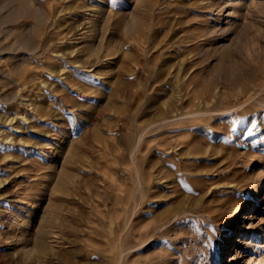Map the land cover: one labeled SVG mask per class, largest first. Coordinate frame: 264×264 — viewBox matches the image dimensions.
I'll return each instance as SVG.
<instances>
[{
    "label": "rangeland",
    "instance_id": "rangeland-1",
    "mask_svg": "<svg viewBox=\"0 0 264 264\" xmlns=\"http://www.w3.org/2000/svg\"><path fill=\"white\" fill-rule=\"evenodd\" d=\"M261 184L264 0H0V264H264Z\"/></svg>",
    "mask_w": 264,
    "mask_h": 264
},
{
    "label": "bare ground",
    "instance_id": "bare-ground-1",
    "mask_svg": "<svg viewBox=\"0 0 264 264\" xmlns=\"http://www.w3.org/2000/svg\"><path fill=\"white\" fill-rule=\"evenodd\" d=\"M105 3V2H104ZM261 187H262V189H264V184H261ZM239 211V210H238ZM229 235H231L230 233L229 234H226V237H225V242H223V245H227L226 244V240H227V237L229 236ZM257 246H256V249L254 248V250L255 251H259V248L262 246V243H259V242H257V244H256Z\"/></svg>",
    "mask_w": 264,
    "mask_h": 264
}]
</instances>
